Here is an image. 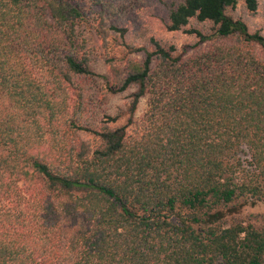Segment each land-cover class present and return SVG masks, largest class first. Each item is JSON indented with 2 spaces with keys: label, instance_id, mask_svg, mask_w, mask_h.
I'll return each mask as SVG.
<instances>
[{
  "label": "trees",
  "instance_id": "obj_1",
  "mask_svg": "<svg viewBox=\"0 0 264 264\" xmlns=\"http://www.w3.org/2000/svg\"><path fill=\"white\" fill-rule=\"evenodd\" d=\"M97 3L0 0V264H264V36L230 14L258 0H182L167 30L208 32L112 83L77 41ZM93 78L134 89L125 124H84Z\"/></svg>",
  "mask_w": 264,
  "mask_h": 264
},
{
  "label": "rangeland",
  "instance_id": "obj_2",
  "mask_svg": "<svg viewBox=\"0 0 264 264\" xmlns=\"http://www.w3.org/2000/svg\"><path fill=\"white\" fill-rule=\"evenodd\" d=\"M182 0H98L94 10L87 9L85 18L78 24L77 41L81 52L89 58L95 72L107 77L112 83L122 76L130 59H142L145 51L152 50L150 40L163 46L181 47L196 41L195 35L186 30L195 29L208 32L210 25L190 20L184 30L171 32L166 24L169 11ZM230 14L243 20L250 31H258L264 36V0H258L257 11L250 13L239 3ZM79 90L84 87L86 97L82 106L83 122L94 128L107 124L111 127L125 124L124 110L134 89L110 95L106 91L105 80L93 78L80 81ZM69 96L71 104L76 100L75 93ZM69 92V93H70ZM146 108V99H141L134 119L139 120ZM117 117L115 123H107V117ZM132 128V127H131ZM70 144L85 141L94 144L89 134L69 135ZM264 228V202L244 209V216H252Z\"/></svg>",
  "mask_w": 264,
  "mask_h": 264
}]
</instances>
